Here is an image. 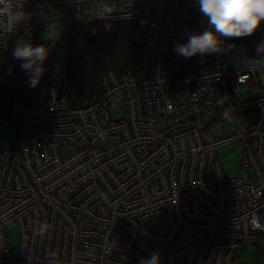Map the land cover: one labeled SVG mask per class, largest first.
I'll return each mask as SVG.
<instances>
[{
    "label": "built area",
    "instance_id": "1",
    "mask_svg": "<svg viewBox=\"0 0 264 264\" xmlns=\"http://www.w3.org/2000/svg\"><path fill=\"white\" fill-rule=\"evenodd\" d=\"M14 3L27 16L11 31L0 22V69L12 44L53 42L45 24L69 19L132 21L142 52L136 72L107 71L102 97L82 107L53 88L36 104L7 95L17 137L0 147V264H139L154 252L160 264H242V243L264 254V69L246 38L176 55V43L210 28L197 0ZM233 142L244 148L231 174L217 149Z\"/></svg>",
    "mask_w": 264,
    "mask_h": 264
},
{
    "label": "trees",
    "instance_id": "2",
    "mask_svg": "<svg viewBox=\"0 0 264 264\" xmlns=\"http://www.w3.org/2000/svg\"><path fill=\"white\" fill-rule=\"evenodd\" d=\"M136 28L132 21H94L88 24L72 21L55 41H44L41 37L39 46L48 47L49 55L41 82L34 89L26 83L28 77L20 67L23 61L13 56L19 45L12 44L2 56L0 117L9 119L10 108L5 102L7 95L22 103L36 104L42 97V91L53 88L71 106L79 107L102 97L101 78L107 71L132 74L140 66L141 47L132 40ZM244 38L248 42V54L256 55V46L264 42V24Z\"/></svg>",
    "mask_w": 264,
    "mask_h": 264
},
{
    "label": "clouds",
    "instance_id": "3",
    "mask_svg": "<svg viewBox=\"0 0 264 264\" xmlns=\"http://www.w3.org/2000/svg\"><path fill=\"white\" fill-rule=\"evenodd\" d=\"M197 4L200 13L207 18L210 28L203 33L190 35L186 42L175 44L173 52L185 59L198 54L207 56L217 53L221 44L218 37H248L264 22V0H197ZM111 13L112 7L107 5L98 14V18L103 19ZM26 16L27 13L22 8L15 6L14 0H0V22L6 23L9 31ZM255 53L254 67L264 69V42L256 46ZM48 55L49 48L43 44L33 46L31 43H20L14 49V58L23 61L20 67L28 77L26 83L29 88L34 89L40 84ZM228 117L229 112L225 111L223 119L227 121ZM49 228V224L41 223L37 234L43 236ZM52 256H55V253H52ZM139 264H160V253L154 252L150 257L142 258Z\"/></svg>",
    "mask_w": 264,
    "mask_h": 264
},
{
    "label": "rangeland",
    "instance_id": "4",
    "mask_svg": "<svg viewBox=\"0 0 264 264\" xmlns=\"http://www.w3.org/2000/svg\"><path fill=\"white\" fill-rule=\"evenodd\" d=\"M72 19L67 21H60L58 23H46L43 32L52 31L54 35H59L64 28H67L72 22ZM52 24V25H51ZM244 63L243 57L229 61L228 68H235ZM245 87L242 88V91ZM113 117H119L121 111L118 108L111 109ZM14 125L9 119L0 117V147L12 148L16 141V131ZM244 145L241 142H233L226 145H221L217 149V158H219L222 170L226 173H237L240 171V164L242 160ZM7 242L11 246H16L18 243V228L15 224L10 225L6 229ZM238 255L243 264H262L264 263V254H259L255 247L246 243H242L238 250Z\"/></svg>",
    "mask_w": 264,
    "mask_h": 264
}]
</instances>
